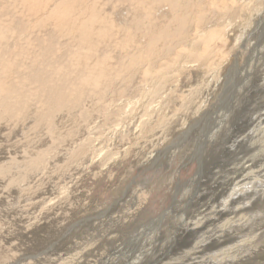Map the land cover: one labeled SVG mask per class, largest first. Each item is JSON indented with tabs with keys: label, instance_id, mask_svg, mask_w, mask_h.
Listing matches in <instances>:
<instances>
[{
	"label": "rangeland",
	"instance_id": "1",
	"mask_svg": "<svg viewBox=\"0 0 264 264\" xmlns=\"http://www.w3.org/2000/svg\"><path fill=\"white\" fill-rule=\"evenodd\" d=\"M105 2L109 3L106 6V8L111 5L108 8L112 9L110 10H111V13H113L112 19H114L113 21L115 25H118L120 28H123L124 26L125 29H129L131 31L132 27L130 25V22L134 15L131 17L130 10H129L130 5L125 4V3L124 4L120 3L116 6L115 0H108ZM113 3L115 4V9L114 7H112V5L114 6ZM0 6L6 7V2H3V1L0 2ZM163 7L161 8L158 15L162 16L164 14L163 17H166L169 14L168 8L166 6H163ZM246 12L242 14L239 20H237V22L235 23V25L232 23L229 24L228 22H226V19L222 17L221 18L222 20L221 19L220 20L222 21L223 28L220 30V32L225 33L226 36L228 34L229 40L231 39L232 40L229 41L228 43H224V42L221 43V41L217 39L213 41L217 49L216 54H219L221 56L223 55L222 57H230L231 54L233 55L238 49V51L240 52L239 54L240 58L238 60L239 61L238 63L241 65L240 67L247 69V71L245 70V74H242L241 70H240V73H238L241 76L240 75L238 76V74L236 73L234 76L232 74L231 76L236 78L235 79L236 81H233L232 77H230L229 80L226 81L227 83H226L225 89L221 91L218 90L219 92L216 93L217 96L215 95V98L211 99L209 102L210 107L207 105V108L205 107L204 110L202 108L198 112L197 107L195 105L189 108L190 111L189 109H187L188 111L186 110L185 112H179L178 113L179 115L176 116L177 114L174 115V111H175V109H173L174 106H171L172 108L169 107L170 108V109L168 108L169 111L166 112L169 116H171L172 114L174 115V116L173 115L171 116L172 124L170 126H173L175 124L174 126L175 128L176 127L182 128L184 124L191 123L192 119H194V117H198V115L201 112H204L206 110L208 111V113L205 116L203 117L201 116L197 121H195L197 125L195 124L194 126H192L193 131L189 133V137L183 138L179 135V132L174 133L171 130L170 126H169L170 129L168 128L167 132L163 134H161L159 131H156L151 135L147 134L143 136L142 128L144 127L145 122L147 121L146 117L148 115H145L146 116L145 117L144 116L145 112L143 113L142 111L139 114L132 113L131 112L132 106H129V109H128L126 104H124L121 109L123 112L122 111H120L119 113L112 112L110 113L109 117L105 116V114L103 113V109L100 110L101 112H99V114L95 113L94 114L95 116L93 115V120H91V122L89 121V123L84 122L85 119L82 118V114L79 112L78 113L79 115L78 114H77L78 116L76 115L78 118L76 119L77 122L75 121V125L73 124L74 128L78 131V134L73 139H68V140H65L64 142L58 143L59 145L56 144L53 148L51 147V149L49 147L51 146L52 143L51 141L49 142L47 140H51L52 138L45 131L46 129L44 130V128H38L33 131L30 130L29 127L31 125L29 124L32 123L31 117H28L27 118L28 120L26 119V122H22L20 124H13L14 123L13 121H12L13 123L7 122V121L5 122L2 121L0 123L2 125V126L0 125V158L2 159V160L0 159V161H2L0 162V164L4 162L6 163L10 162L11 160H14L15 157H16L15 159L16 161L19 160L18 162H21L22 157L24 156V153L25 155L28 156V151L31 152V149L33 152L43 151L47 155L45 156L46 157V164L44 163L45 167L41 166L38 170L36 169V171L33 170L29 172L25 176L24 179L16 181L14 185L8 183L6 179H4V181H2L3 178L2 180H0V184L1 186H3L2 188L0 186V195L4 197V198L2 197L0 198V238L1 236L3 237V239H0V241L3 244L2 245L0 242V250L2 251V252L0 251L1 252L0 253L1 255L0 264H2L3 261H5V259L6 261L3 264H18L19 262H20L19 264H22L24 263L23 258L25 256L29 257L31 255H37L36 258L43 256V254L39 255V253L47 249L49 246L50 248L53 247L54 249L55 248L56 249H59V248L67 249L68 248L67 250L70 251V249L75 248L74 246H72V244H70L71 242L68 243L67 241V237L70 236L71 232H72L71 239L73 240V242L75 240L76 241L87 240L86 242L87 245L85 244V245H81L77 249L75 248L76 250L75 249L74 250L76 252L74 250H71L70 255L68 256L69 259L72 258V256H74V254L76 253L79 254L80 252V254L76 256L78 257L81 255V253H83V251L88 252V250H90L92 246H95V244L93 243H98L97 247L99 245L100 246L98 247L97 254H95L94 252L92 253L91 256L88 257V259L91 260V262L94 261L95 264H123L124 262L125 263L130 262L131 264H142V262L143 264H151V263H155L156 260H159V259L160 261L163 262L162 264L164 263L168 264V262L169 263L171 262V264L173 262H174L173 264H176V263L177 264H185V263L193 264V262H198L201 264L203 262V260L201 259V257H204L203 254L197 252V254L194 253L195 255L184 254L185 255L184 256L182 255L183 254L182 252L184 249V248L182 249V246L183 244L188 243L186 242V240L187 241L188 240L190 241L193 239H197V240L203 239L204 240V237L206 239L209 235L222 236L224 239L225 238L228 239L233 235L240 236L239 239L240 241L242 240L241 241L242 243L238 246L239 249L236 248L235 250V254L237 255V259L235 261L236 264H260L259 262H261V264H264V262L261 261V260H264V195H263L264 194V153H263L264 152V130H263L264 129V70H263L264 68V39L262 37L260 38V36L257 35V32H258L257 16L255 17L256 21L255 20L251 21L252 23L251 25V23L249 22V17H251V13L247 12L249 15H246L247 14ZM208 15L209 17H214V18L217 17L215 16L213 11H212V14L211 12H209ZM5 17L6 16L4 15H0V20L5 19ZM219 18L220 17L216 19L220 21ZM126 22H129V24H127ZM236 28L238 31L236 30ZM17 36L18 38L16 39L11 34H9V36H7L4 40L3 39L0 40V50H5L4 54H6L8 50H14L15 46L19 44L21 41H23V38H24L23 34H19V35L17 34ZM238 37H241V40L237 42L236 39ZM98 50H100L98 51L100 55L109 54L113 51V50L110 51L105 47L99 48ZM178 51L179 50H175V52H178ZM116 54L117 53L114 52V54L112 55L113 60L114 59L116 60L117 58ZM226 54L228 56H226ZM249 57H250V60H249ZM250 69L252 70V72ZM195 72L196 74H198L199 71H195ZM185 76H183L184 78L180 77V80H178V82L181 81L183 90H187V88L189 89V88L195 87L198 84V81L200 80L199 77L198 78L192 77L190 79V78H187V76L186 77ZM210 78H211L210 75L206 74V76L204 77L205 79L204 82L206 80H209ZM177 79H179V77L176 78V81ZM192 79L193 80L195 79V80L193 81ZM136 81L138 80L136 79ZM225 100L227 101L226 103L231 102L232 105L234 106L230 110L231 112L227 111V108L221 111L222 106L225 104ZM193 108L195 111L193 110ZM65 116H67L66 113L61 115V117H65ZM136 116H138V118ZM260 119L262 120V125H259V127L254 126L256 123L255 124L251 123L252 121L258 122V120ZM24 123H25V127L22 128L21 126L22 124L24 126ZM69 123L71 122L69 121ZM83 125L85 126L83 127ZM137 125H140V127ZM187 126L188 125H185V127ZM253 128L254 129L257 128V129L254 131H251ZM84 129L86 132L84 131ZM181 130L182 129H180V132ZM235 130H239L238 131L239 133H237L236 135L241 133L243 134L244 138L242 137L241 138L242 140L237 139L239 140L238 143L234 147L230 148L229 147L230 143L228 141H231L232 139L231 135L234 136ZM32 132H33L34 138L31 137ZM247 132L248 133L250 132V135L252 136V138H249V135L246 136L248 134ZM5 133L6 134L8 133V134L6 135ZM1 136H6V137L3 138ZM19 138H21L22 140L20 139L21 140L20 141ZM227 138L228 139L230 138V139L228 140ZM33 139H35L37 143L33 141ZM81 139L90 140L91 142L90 148L92 147L91 148L92 150L90 151L93 153V156H95V158L92 161L87 158L86 160H83L81 163L73 164L69 166V164H66L65 162L66 156H68L69 154L68 151L70 152V149L75 144L74 142H76L77 140L79 141ZM218 140H219V143H218ZM38 142L40 143L38 144ZM192 142H194V144ZM223 142H225L224 145L228 146L230 150L223 149V148H222L223 150L221 149V145L223 144ZM45 143L48 145H45ZM21 144L22 145L24 144V145L22 146ZM28 144L29 145L31 144L32 147L31 146L29 147ZM18 145H21V146H18ZM41 145L44 147H42ZM45 146L46 147L48 146V147L46 148ZM26 147L30 149L28 150ZM55 148L56 150H54ZM17 149H20V151ZM193 152L198 153L197 157L199 159L193 158V161L189 159V157L193 156L192 155ZM15 154L19 156H16ZM9 155H11V157L14 159H11ZM4 156H5V159L8 156V160L3 159ZM17 157H20L21 159L20 158L17 159ZM50 158H53V159H50ZM244 161H249L248 164L250 166L248 169H245L242 172V174L244 175V182H247V183L242 182L244 183V185H242V183H239V184H236L235 182L233 184L232 182L230 183L228 179H230L231 176L229 175H231V173L227 171L228 166L229 167H231L232 165L238 166V164H241ZM55 166L56 167L58 166V167L56 168ZM12 167H11L10 173L17 174L20 167L15 165V163ZM50 168L52 169L55 168L57 171L54 172L55 169L52 170ZM51 170L53 172H51ZM215 170L218 171L219 175L217 174L216 177H213V175L211 174ZM45 172H48V173L51 172V173L48 174ZM214 178H217L216 180L217 183L213 181ZM29 179L33 180L32 183L31 181H29ZM34 180L36 181L34 182ZM19 182H21V184ZM230 184H232V186ZM16 185L19 187L17 188ZM221 185L224 188H226L227 186V188L224 191V193L219 194L218 192L220 191L218 189L220 188ZM238 185H241L242 187H237ZM21 187L24 189H27V188L32 189V192L30 194H26L24 192V189H22ZM238 188H240L241 191H243L244 188L245 189L254 188L258 192H262V193H258L257 195L256 191L255 192L253 191V193L249 194L250 197L246 196V199H244L245 194H243V192H241L240 190H237ZM20 189L22 191L21 193L19 192ZM37 192H41V193L43 192L44 194L37 193ZM195 192H198V193H195ZM16 194L17 196H15ZM42 195H44V197ZM216 195L218 197H216ZM7 196H9V198H7ZM20 196L21 197L23 196V197L20 199ZM239 197H242V198H239ZM232 198L236 200L239 199L240 201L238 200V202L235 203L234 205V202L232 204V201H231ZM253 198H258V199H253ZM29 199L32 201H30ZM47 199L49 200L50 203L47 202L48 201ZM243 200H248V201L253 200L250 202H254V203L250 204L249 205L250 207L249 206L243 207V206H240V203H239V202H243ZM24 203H26L25 204L26 207L24 206ZM43 203L44 204L46 203L45 204L46 206ZM27 205L29 207H27ZM224 205L228 208H226ZM19 206H20V209H17V207L19 208ZM206 206H209L208 211L206 210L205 212H203L204 214L199 213L200 210L202 211ZM36 208H38V210H35ZM22 209H23V212H27V210L28 212L23 213ZM230 209H233L234 213H238L239 215L237 214L235 217L233 216L234 214L231 215L229 213L228 215L223 216V218L219 220L217 219V216L214 217L215 216L213 213L214 211L221 212L222 210H224L226 212ZM17 212L18 213L20 212L21 215L27 216L28 220L24 219L25 220L24 222L19 221L18 216H20V214H18ZM135 212L137 215H135ZM206 212H208L209 214H207ZM253 213H257L259 217ZM15 214L17 217H13L15 216ZM122 214L123 215L125 214V215L123 216ZM101 215H103V217L102 218L99 217L100 218L99 219L97 216H101ZM211 215L213 216V218ZM38 216H40V219H44V220L39 219L40 221H37L36 219ZM184 216L185 218L187 217V220L188 218H190L187 224L184 225L185 230L188 231V233H186L185 235L182 234L181 236H179L178 239L180 241L179 243L180 245L178 244V246L177 245L174 246L175 245L174 244L171 247H169V249L165 248V246H163L164 242H167L169 241L170 238H172V236L174 235L173 233L176 232V227L179 226L177 224L179 223L180 219L181 221L184 219L183 218ZM255 216L258 218L257 220L256 218L254 219ZM4 217L5 218L7 217V218L5 219ZM123 217L127 219H124ZM202 217L207 218V219H204V218L202 219ZM158 218H160L158 221H154ZM3 219H5L6 221ZM9 219L14 220V221H10ZM117 220L119 223L121 222V224L119 223L116 224ZM122 220H124L125 222ZM1 221L2 222L4 221V222L2 223ZM16 221L19 222V224ZM43 221L46 222L45 226H47V229L46 228L41 229V226H42L41 223H43ZM103 221L105 223H103L104 227L102 226L101 227L102 229H101L99 227ZM99 222L101 223L99 224ZM195 222L199 224V226L195 225ZM6 223H7V226H6ZM28 223H31L33 225V226L32 225L30 226V229L34 227V230H35V228L39 227V230L34 235L31 234L32 233L31 230H28V231L24 230L25 225H27ZM10 226H13V227H10ZM193 226L195 228H193ZM228 226L229 227L231 226V227L229 228ZM155 227H156V230H155ZM98 229L100 230L101 236H98L99 238L95 237L93 239H88L90 236L89 234L94 233L95 235L96 234L95 230H98ZM221 230L223 231V234ZM224 230H227V232ZM85 232L87 235L85 234ZM224 232L226 233V235H224ZM75 236L77 237V239H75L76 238ZM108 236L109 238L107 239ZM112 236L113 237L115 236V238H113ZM79 237L81 238L78 239ZM129 238L132 241H129L130 240ZM236 241L238 240H235V242ZM59 244L60 246H58ZM160 244H162L161 247L159 246ZM7 245H9V248L11 247L12 249L7 248ZM13 247L15 250L13 249ZM28 247L29 249H27ZM11 251H12V254L16 255L17 258L15 256H12ZM63 251L64 250H62L61 252ZM104 252L105 254H102ZM148 252L149 254H147ZM108 254L109 255L111 254V255L109 256ZM261 254H262V257H261ZM2 256L5 258L4 260H1L3 259ZM239 259L240 261H238ZM108 261H110L111 263ZM187 261L190 263H187ZM61 262L62 260L59 261V263ZM42 264H45V263H42ZM157 264H159V262Z\"/></svg>",
	"mask_w": 264,
	"mask_h": 264
},
{
	"label": "bare ground",
	"instance_id": "2",
	"mask_svg": "<svg viewBox=\"0 0 264 264\" xmlns=\"http://www.w3.org/2000/svg\"><path fill=\"white\" fill-rule=\"evenodd\" d=\"M2 1L6 2V7L0 6V15H4L6 17H5V19H3L4 17L1 18L3 20H0V40L1 39L4 40L7 36H9V34H11L16 39L18 38L17 34L18 35L23 34L24 38H23V41H21L19 44H17L15 46L14 50H8L6 52V54H4L5 50H0V52H2V53H0V123L2 121L3 122H5V121L12 122L13 121L14 122V123L12 122L13 124H20L22 122H26V119L28 117H31L32 121L31 120L30 121L32 123L29 124V125H31L29 127L30 130L33 131V130L38 129V128H44V130L46 129L45 131L52 138L51 140H47L49 142L51 141V143H52V144L50 143L51 144V146L49 147L50 149H51V147L53 148L58 143L64 142L65 140H68V139H73L78 134V131L74 128V125H75L76 119H78L77 116L79 115L78 114L79 112L82 114V118L85 119L84 122L89 123V121L91 122V120H93V115L95 113L99 114V112H101L100 110L103 109V113L105 114V116L109 117L110 113H112V112H118L119 113L120 111H122L121 109H122L124 104H126L128 109H129V106H132V111H131L132 113H138L139 114L142 111L143 113L145 112L144 116L148 115L147 117L145 116L147 118V121L146 122L143 121V122H145V125L142 128L143 136L147 135V134L151 135L156 131H159L161 134H163V133L167 132L168 128L170 129V127H171V130L174 133L179 132V135L181 137H183V138L189 137V133L193 131L192 126H194L195 124L197 125V123L195 121H197L201 116L202 117L205 116L208 113V111L206 110L204 112H201L198 115V117H194V119H192L191 123L184 124V126L182 128H178V127L175 128L174 127L175 124L173 126H170L172 124L171 123V121H172L171 116L173 114L171 116H169L166 113L167 111H169V109H170L169 107L174 106V108H173V109H175L174 115L177 114L176 116L179 115L178 114L179 112H185L187 109H189L195 105L197 107L198 112L202 108L204 110L205 107L207 108V105L209 106L210 100L215 98V95L217 96L216 93L225 89L226 83H227L226 81L229 80L230 77H232L231 76L232 74L234 76L235 73L236 74L240 73V70L242 71V74H245V70L247 71V69L240 67L241 65L238 63L239 62L238 60L240 58V56H239L240 52L238 51V49L233 55L231 54L230 57H222L223 55L221 56L219 54H216L217 49H216L213 41H215L217 39V40L221 41V43H223V42L228 43L229 41L232 40V39L229 40L228 34L226 36L225 33L220 32V30L223 28L221 18L223 17L224 19H226V22H228L229 24L232 23L235 25V23L237 22V20H239V18L242 16V14L247 11V12L251 13V17H249L250 23H251V21H254L255 17L257 16V19H258L257 20L258 21V23H257L258 24L257 35H259L260 38L262 37L264 39V0H115L116 6L120 3H122V4L125 3V4L130 5L129 10H130L131 17L134 15L132 17L131 22H130V25L132 27L131 31L129 29H125L124 26H123V28H120L118 25H115V23L113 21L114 19H112V14H113V13H111L112 9L108 8L111 5L106 8V6L109 3H106L105 1H108V0H0V2H2ZM115 4H114V6L112 5V7H114V9H115ZM163 6H166L168 8L169 14L166 17H163L164 14L162 16L158 15ZM212 11L214 12L215 16H217L216 18L220 17L219 18V20L221 19L220 21H218L214 17H209L208 13L211 12V14H212ZM246 15H249V14L247 13ZM214 19L217 22H215ZM126 23L129 24V22H126ZM251 25H252V23H251ZM226 27H228V26H226ZM254 27H255V25H254ZM226 30H227V28H226ZM236 30H237V28H236ZM222 32H223V30H222ZM232 32H233V30H232ZM251 38H253V37H251ZM236 40H237V42L240 41L241 37H238ZM246 45H248V44H246ZM102 47H105L110 51L113 50L111 52L112 54L107 52L109 54L100 55L98 52L100 50H98V49L102 48ZM175 50H179V51L175 52ZM231 51H232V49H231ZM114 52L117 53L116 54L117 55L116 60L115 59L113 60L112 55L114 54ZM218 52H220V51H218ZM226 56H228V55L226 54ZM249 60H250V57H249ZM114 61H115V63H114ZM249 62H251V61H249ZM250 70H248V71H250ZM263 70H264V68H263ZM195 71H199L198 74H196ZM251 72H252V70H251ZM251 72H250V74H251ZM192 73H193V75H192ZM206 74H209L211 78L204 82V80H205L204 77L206 76ZM185 75L187 76V78H190V79L192 77H197V78L199 77L200 80L198 81V84L195 83V84H197L195 87L189 88V89L187 88V90H183L182 85H181V81L178 82V80H180V77H183ZM239 75L240 74H238V76ZM177 77H179V79H177V81H176ZM136 79L138 81H136ZM232 79H233V81H236L235 80L236 78L232 77ZM254 80H255V78H254ZM252 81H253V79H252ZM190 82H192V81H190ZM226 102L227 101L225 100V104L222 106L221 111L225 110L226 108H227V111H230L234 107L231 102H228V103H226ZM212 106H213V104H212ZM173 109H171V110H173ZM193 110H194V108H193ZM189 111H190V109H189ZM212 111H214V110H212ZM64 113H66L67 116L61 117V115ZM172 113H173V111H172ZM131 114H130V116H131ZM215 115H217V114H215ZM56 117H57V119H56ZM136 117L138 118V116H136ZM233 117H234V115H233ZM69 121L71 123H69ZM78 121H80V120H78ZM243 122H245V121H243ZM132 123H133V121H132ZM251 123L252 124L256 123L254 126L259 127V125H262V120L260 119V120H258V122L252 121ZM135 124H136V122H135ZM231 124H232V122H231ZM185 125H188V126L185 127ZM84 126L85 125H83V127ZM137 126L140 127V125H137ZM21 127L22 128L25 127V123H24V126L22 124ZM254 128L251 131H254L257 129V128L256 129H254ZM12 129H14V128H12ZM25 129H27V128H25ZM180 129H182L181 132H180ZM44 130H42V131H44ZM80 130H82V129H80ZM25 131H27V130H25ZM84 131H85V129H84ZM238 131L239 130H235L234 136L231 135V137H232L231 141H228L230 143V145H229L230 148L234 147L238 143L239 140H237V139H241L243 137V134H241V133L236 135L237 133H239ZM198 132H199V130H198ZM1 134H3V133H1ZM31 135L30 136L33 137V132ZM35 135H36V133H35ZM248 135H249V138H252V136L250 135V132L246 136H248ZM239 136H240V138H239ZM1 137L4 138L6 136H1ZM20 139L21 138H19V140ZM26 139H28V138H26ZM48 139H49V137H48ZM25 140H23V141H25ZM39 140H37V141H39ZM225 140H226V138H225ZM33 141H35V139H33ZM28 142H29V140H28ZM39 143L40 142H38V144ZM74 143L75 144L70 149V152L68 151V153H69L68 156H66V159H65L66 164H69V166H70L73 164L81 163L83 160H86L87 158L90 159L91 161L95 158V156H93V153L90 151V150H92L91 149L92 147L90 148L91 142L89 139H84V140L81 139L79 141L77 140ZM192 143L194 144V142H192ZM218 143H219V140H218ZM31 144H33V143H31ZM31 144L30 145L28 144L29 147L31 146ZM224 144H225V142H223V144L221 145V149L222 148L223 149H229V147L225 146ZM16 145H17V143H16ZM21 145H18V146H21ZM45 145H48V144L45 143ZM217 145H219V144H217ZM42 147H44V146H42ZM69 147H71V146H69ZM37 148H38V146H37ZM27 149H25V150H27ZM203 149H204V147H203ZM17 150L20 151V149H17ZM41 150H42V148H41ZM54 150H56V148ZM11 151H12V149H11ZM19 154H20V152H19ZM11 155H9V156L11 157ZM192 155L193 156L189 157L190 160L193 161V158L199 159L197 157L198 153L193 152ZM16 156H19V155H16ZM45 156H47L45 152H43V151L42 152H33L31 149V152L28 151V156L25 155V153H24V156L22 157L21 162H18L19 160L16 161L15 160L16 157H15V159L11 157V159H14V160H11L10 162H7V163L4 162V163L0 164V178H1L0 180H2V178H3L2 181H4V179H6V181L8 183L14 185V183L16 181L24 179L25 176L29 172H31L33 170L36 171V169L38 170L41 166L45 167V164H46V157ZM18 158H20V157H17V159ZM3 159H5V156ZM50 159H53V158H50ZM5 160H8V156ZM0 162H2V161H0ZM14 163L18 167H20L19 170L16 169V170H18L17 174L10 173L11 167L14 165ZM248 163H249V161H244L243 163L238 164V166L237 165H232L231 167L228 166L227 171L231 173V175H229L231 177H230V179H228V181L230 183L232 182V184L234 182L236 184L244 182V175L242 174V172L245 169H248L250 167ZM49 165H51V164H49ZM62 165H63V163H62ZM214 168H212V169H214ZM43 169H41V170H43ZM50 169H52V168H50ZM54 169H52V170H54ZM52 170H51V172H53ZM55 171H57V170L55 169L54 172ZM51 172H49V173H51ZM45 173H48V172H45ZM217 174H218V171L215 170L212 172L211 175H213V177H216ZM33 179H34V177H33ZM26 180H27V178H26ZM216 180H217V178H214L213 181L216 182ZM29 181H31V183H32L33 180L29 179ZM35 181L36 180H34V182ZM39 181H41V180H39ZM19 183L21 184V182H19ZM26 183H28V182H26ZM37 183H39V182H37ZM244 183H247V182H244ZM244 183H242V185H244ZM232 184H230V185L232 186ZM0 186H1V184H0ZM26 186H27V184H26ZM2 187L3 186H1V188ZM18 187L19 186H17V188ZM37 187H38V185H37ZM193 187H194V185H193ZM237 187H242V186L238 185ZM226 188H227V186H226ZM226 188L222 187V185H221L220 188L218 189L220 192H218V193L219 194L224 193ZM22 189H24V188H22ZM3 190H5V189H3ZM237 190L241 191L240 188H238ZM253 191L254 192L256 191L257 195H258V193H262V192H258L254 188L253 189H251V188L245 189L244 188V190L241 192H243V194H245L244 199H246V196L248 197L250 193H253ZM19 192L20 193L22 192L21 189ZM24 192L26 194H30L32 192V189H29V188L24 189ZM1 193H2V191H1ZM37 193H41V192H37ZM195 193H198V192H195ZM243 194H241V195H243ZM217 195H216V197H218ZM257 195H255V196H257ZM15 196H17V194ZM42 196L44 197V195H42ZM1 197L4 198L3 196L0 195V198ZM22 197L20 196V199ZM242 197H239V198H242ZM7 198H9V196H7ZM258 198H253V199H258ZM5 199H6V197H5ZM37 200H38V198H37ZM238 200L232 198L231 199L232 204L234 202V205H235V203H237ZM30 201H32V200H30ZM34 201H36V200H34ZM45 201H46V199H45ZM53 201H51V202H53ZM250 201H253V200H249V201L243 200V202H239V203H240V206L246 207V206H249L250 204L254 203V202H250ZM47 202L50 203L49 200ZM26 203H28V202H26ZM26 203H24V206ZM37 204H38V202H37ZM41 205H42V203H41ZM49 205H51V204H49ZM9 207H11V206H9ZM27 207H29V206L27 205ZM32 207H33V205H32ZM226 208H228V207H226ZM12 209H13V207H12ZM17 209H20V206H19V208L17 207ZM208 209H209V206H206L202 211L200 210L199 213H203L206 210L208 211ZM233 209H230L226 212L224 210H222L221 212H215L214 211L213 212L215 215L214 217L217 216V219L219 220V219L223 218V216L228 215L229 213L231 215L234 214L233 216L236 217V215L238 213H234ZM25 210H27V209H25ZM35 210H38V208H36ZM43 211H44V209H43ZM22 212H23V209H22ZM27 212H28V210H27ZM27 212H23V213H27ZM258 212H260V211H258ZM206 213L209 214L208 212H206ZM18 214H20V212ZM40 214H41V212H40ZM253 214H256V216H258L257 213H253ZM135 215H137L136 212H135ZM67 216H68V214H67ZM256 216L254 217V219L256 218V220H257L258 218ZM13 217H17L16 214ZM97 217L102 218L103 215L97 216ZM161 217H162V215H161ZM1 218H2V216H1ZM18 218H19V221H22V222L25 221L24 219L28 220L27 216L21 215V214H20V216H18ZM41 218H43V217H41ZM45 218H47V217H45ZM183 218L184 219L182 221L180 219L179 223L177 224L179 226L176 227V232L173 233L174 235L172 236V238H170L169 241L164 242L163 246H165V248L169 249V247H171L174 244H175L174 246H176V245L178 246V244L180 243V241L178 239L179 236H181L182 234L185 235L186 233H188V231L185 230L184 225L187 224V222L190 218H188V220H187V217L185 218V216ZM203 218L204 217H202V219ZM212 218H213V216H212ZM5 219H3V220H5ZM12 219H14V218H12ZM39 219H40V216H38L36 219L37 221L44 220V219H40V220ZM124 219H127V218H124ZM152 219H154V218H152ZM159 219L160 218H158L154 221H158ZM204 219H207V218H204ZM10 221H14V220H10ZM122 221H124V220H122ZM224 221H225V219H224ZM94 222H95V220H94ZM197 222H199V221H197ZM7 223H6V226H7ZM17 223L19 224V222H17ZM100 223L101 222H99V224ZM103 223H105V222L103 221L99 228H101L103 226ZM118 223L119 222L117 220L116 224H118ZM138 223H140V222H138ZM41 224H42V226L39 224L41 226V229H45V228L47 229V226H45L46 222L43 221V223H41ZM119 224H121V222ZM148 224H150V223H148ZM160 224H162V223H160ZM31 225H32L31 223H28L27 225H25L24 230H26V231L31 230L32 231L31 234L34 235L39 230V227L35 228V230H34V227H32V229H33L32 230V229H30ZM195 225L199 226V224H197L196 222H195ZM1 226H3V225H1ZM241 226H243V225H241ZM10 227H13V226H10ZM73 228H75V227H73ZM193 228H195V227L193 226ZM155 230H156V227H155ZM31 231H29V232H31ZM72 231H74V230H72ZM95 231H96V234L95 235H94V233L89 234L90 236L88 239H93L95 237L97 238L98 236H101L99 229L95 230ZM107 231H108V229H107ZM224 231L227 232V230H224ZM71 233H70V236L67 237V241H68V243L71 242L70 244H72V246H74L76 249L79 248L81 245L86 244L87 240H84V241H82V240L76 241L75 240L73 242V240L71 239L72 238ZM85 234H86V232H85ZM222 234H223V231H222ZM222 234H220V235H222ZM224 235H226L225 232H224ZM203 236H205V235H203ZM228 236H227V238H228ZM239 237L240 236H238V235L237 236L233 235L228 239H226V238L224 239L222 236L209 235L206 239L204 237V240L203 239L202 240L193 239L190 241L186 240V242H188V243L183 244L182 249L183 248L184 249H183L182 255H184V254L195 255L194 253L197 254V252L201 253L204 256V257H201V255H200L201 259L203 260V262L201 264H236L235 261L237 259V255L235 254V250L242 243L241 242L242 240L240 241ZM80 238L81 237H79L78 239H80ZM108 238H109V236L107 237V239ZM113 238H115V236ZM0 239H3V237L1 236ZM75 239H77V237ZM235 240H238V241L235 242ZM129 241H132V240L130 239ZM244 242H245V240H244ZM42 243H44V242H42ZM1 244H2V242H1ZM93 244H95V246H92L91 249L88 250V252L87 251L84 252L82 250L83 253H81V255L78 257H76V256L79 255L80 252H79V254L73 253L74 256H72V258H70V259L68 257L70 255V251L74 250L75 248L70 249V251H68L67 250L68 248L67 249L65 248L66 250L63 248L60 249L59 247H58L59 249H56V248L54 249L53 247L50 248V246H49L47 249H45L43 251L41 250L42 252L39 253V255L43 254V256H40L38 258H36L37 255H31L29 257L25 256L23 258L24 261L22 260L24 263H22V264H42V263L58 264L59 261H61V260H62V262L59 264H95L94 261L91 262V260H89L88 257L91 256L92 253H94V252H95V254H97L98 247L100 245L97 247L98 243H93ZM58 246H60V244ZM159 246L161 247L162 244H160ZM186 247H188V248H186ZM7 248H9V245H7ZM13 249H14V247H13ZM27 249H29V247ZM258 249H260V248H258ZM60 250L61 251L64 250V251L61 252ZM11 254H12V251H11ZM102 254H105V252ZM147 254H149V252ZM100 255H101V253H100ZM3 256H2L3 259H1V260L5 259ZM12 256L16 257V255H13V254H12ZM129 256H130V254H129ZM0 257H1V255H0ZM200 257H199V259H200ZM261 257H262V254H261ZM28 258L29 259L31 258V259L29 260ZM174 258H175V256H174ZM114 259H115V257H114ZM31 260H32V262H31ZM148 260H150V259H148ZM5 261H6V259H5ZM5 261H3V263ZM238 261H240V259ZM261 261L264 262V260H261ZM108 262H110V261H108ZM158 262H159V264L163 263L159 259V260H156L155 263H151V264H157ZM12 263H14V262H12ZM187 263H190V262L187 261ZM259 263L261 264V262H259ZM125 264H131V263L127 262ZM142 264H143V262H142ZM168 264H171V262L170 263L168 262ZM193 264H200V263L193 262Z\"/></svg>",
	"mask_w": 264,
	"mask_h": 264
}]
</instances>
